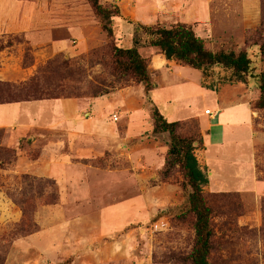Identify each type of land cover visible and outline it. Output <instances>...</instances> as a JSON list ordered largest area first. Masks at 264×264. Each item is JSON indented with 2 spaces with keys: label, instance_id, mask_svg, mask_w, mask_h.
I'll return each mask as SVG.
<instances>
[{
  "label": "crops",
  "instance_id": "obj_1",
  "mask_svg": "<svg viewBox=\"0 0 264 264\" xmlns=\"http://www.w3.org/2000/svg\"><path fill=\"white\" fill-rule=\"evenodd\" d=\"M103 1L115 2L119 6L120 14L115 20L120 25V34L129 41L131 47L141 42L134 37L143 30L139 25L165 26L184 22L193 25L198 35L206 40L214 36L216 39L229 37L228 30L225 31V22H218L216 18L213 0ZM79 3V0L73 3L70 0H0V39L23 34L26 36V44L34 49L39 48L34 51L35 64L25 67L13 64V46L2 50L0 56L5 53L7 57L0 60V80L27 79L33 67L43 61L44 55L46 58L60 52L73 55L88 49L93 42L89 36L93 22L91 13H87L89 9ZM242 3L240 17L243 28L258 26L259 0H242ZM218 28L222 29L220 37L215 35ZM72 38L76 39L75 46L70 44ZM147 40L150 46L149 36ZM188 67L167 59L162 53L154 51L151 54L150 70L155 77L154 86L158 85L157 81L165 83L166 76L173 77L175 70H179L177 76L182 79L183 70ZM199 70L201 76L196 83L198 87L217 89L213 92L216 108L211 110L212 116L206 115L205 109L204 112L193 113L180 120L197 117L200 121L203 148L200 149L202 154L198 160L208 169L210 179L205 191L255 190L259 193L264 187L258 180L256 163L258 151L264 148V121L261 120L262 113L251 105L260 96L259 81L250 79L236 84L207 86L206 83L214 81L206 82L204 69ZM137 85L90 100L71 97L0 104V128L9 134L11 146L15 141L25 139L31 140L34 146L44 131L59 134L58 138L48 140L36 159L27 158V154L22 155L16 168L12 169L16 173L24 170L38 176L56 178L63 198L61 204L45 206L41 210L45 224L42 223L38 232L19 239L15 243L17 249L28 242L30 248L51 260L52 254L58 256L56 262L72 258L73 264L149 263V255L142 257V260L136 258L138 235L142 238L145 234V226L142 225L152 221L163 211L164 206L181 204L184 200L180 197L179 187L175 185L172 186H175L173 193L177 197L176 201L163 197L167 190L164 184L169 182H163V185L159 182L149 184L148 175L153 179L158 178L165 164L170 137L168 133L155 134L153 130L143 129L131 134L133 125L152 123L150 106L144 107L142 101L138 105L127 101ZM118 93L125 101L117 104ZM114 106L119 110H113ZM178 110V104L174 103L171 115H175ZM218 117V123L211 122ZM215 126L221 128L222 135L214 137L213 145L224 150V153L231 148L234 150V156L227 158V164L234 169L231 174H225L224 170L215 167V163L213 166L209 164L207 137ZM225 126L236 128H233L236 133L230 139L224 136L222 127ZM163 147H168L167 151H163ZM106 154L111 162L123 158L130 164L125 171L120 172L135 173L138 181L134 186L129 184L128 189H136L137 192L96 211L68 216L69 209L66 207L83 205L85 201L81 196L73 198L68 192L73 186V175L81 173L80 164L74 163V159L102 157ZM108 171L117 173L118 170ZM251 180L253 187L249 184ZM166 218L162 216L154 225Z\"/></svg>",
  "mask_w": 264,
  "mask_h": 264
},
{
  "label": "rangeland",
  "instance_id": "obj_2",
  "mask_svg": "<svg viewBox=\"0 0 264 264\" xmlns=\"http://www.w3.org/2000/svg\"><path fill=\"white\" fill-rule=\"evenodd\" d=\"M29 1L32 2L35 0ZM73 1L74 0H70L71 3H73ZM213 1L214 7L216 8V18L218 22H220V20L225 22V26H227L225 31L228 30L229 37L216 39L214 36L208 38L206 40L208 46L214 51L220 48H224L227 51H239L242 48L247 49L252 64L249 73L244 77V81L248 82L250 79L259 81V76L264 71V57L261 54L259 45L253 44L252 42L247 43L248 36L252 38L254 35L248 33L250 28L244 29L242 26L240 17L243 5L242 0ZM79 2V4L89 9L87 13H91L90 15L93 22L89 30V36L93 41L91 46L83 50V52L73 55L64 52L61 55L55 56V54L48 58L44 55L43 61L33 67V72L27 79L10 82L16 85L29 83L34 75H38L39 69L44 68L56 57L61 56V60L55 61L54 63L59 65L61 61L65 59L68 62L65 68L68 69L62 73V78L58 76L53 77L51 75L46 76L47 81L45 85L51 86V88H48V90L40 89V93L43 97L71 95L79 99L90 100L138 84V82L130 76H122L113 73L111 66L112 46L106 31L102 28L101 20L87 0H79ZM102 3L105 5L118 6L115 2L107 3L102 0ZM259 11L260 23L258 26L261 25V0H259ZM115 18L116 16L113 20L115 43L121 47H131L129 41L125 40L124 36L120 34V25L116 22ZM174 24L176 23L165 25V27H170ZM221 33L222 29L218 28L215 33L216 37H220ZM61 36L65 35L61 34ZM134 37L141 41L137 45L140 51L145 56L151 58L154 49L149 46L147 40L148 35L145 31L141 30L134 35ZM70 44L75 46L77 44L76 39L72 38ZM2 46H13L11 48V51L14 53L13 64L16 63L24 67L33 66L35 64L36 54L34 51L39 48L34 49L29 44H26L25 35L18 34L3 37L0 39V47ZM1 51L2 50H0V52ZM4 57L6 58L7 55L5 53L1 54L0 60ZM178 71L179 70H175V75L171 78L166 76L165 78L167 80H164L165 83L157 81L158 85L154 86L148 93L145 91L143 84H138L133 88V95L127 101L136 105L140 104L139 102L142 101L141 105L144 107L150 106L151 112L153 107L156 106L171 121L189 117L193 113L199 114L200 112H204L205 109L215 110V93L213 92L217 89H201L198 87V84H196L201 76V71L192 67L185 68V70H183V78H187L188 80H183V78L181 79L178 77ZM14 72L17 71L14 70ZM204 73L206 74V82L214 81L211 84L206 83L207 86H212V84L217 85L218 83L236 84L239 82L237 75L230 68L222 66L207 67L204 69ZM209 76L212 78H209ZM151 79L153 82L155 77L151 75ZM116 101L118 104L125 100L120 98L118 93L116 94ZM174 103L178 104L179 110L175 115H171V109ZM113 110L119 109L117 106H114ZM205 114L207 115V113ZM261 120L264 121V116H262ZM219 121L220 117L211 122L215 124ZM233 128L235 127H222V129H224V136L230 139L232 135L236 133L234 131L236 128ZM138 129L151 131L153 130V124L149 123L143 126L133 125L130 131L131 134ZM183 133L198 138L197 125L191 123L183 127ZM220 134L222 135L221 128L215 126L211 129L207 137L206 150L210 158L209 164L213 166L215 163V167L224 170L225 174H231L234 172V169L227 164V158L234 156L233 148L229 149L227 153H224V150L220 148L217 149V146L215 147L213 145L214 139H216L214 137H218ZM58 137L59 134L56 135L55 132L52 134L51 132L44 131L43 136L39 135V140L34 146L31 140L27 139L20 142L15 141L16 143L11 146L12 142H10L9 134L6 133V131L3 134L0 141V164H4L2 168H0V264L2 261L4 264L59 263L55 260L56 257H58L57 255L51 254V257H53L51 260L48 256L41 255L36 249L30 248L28 242L27 244H21L20 249H17L18 246H16L15 243L21 238L13 239L10 236L11 233L18 229L16 225H18L23 217V210L18 203L19 201L27 197H31L34 200L32 202L36 204L37 207L33 214L34 221L40 228L43 226L42 223L45 224L41 210L45 206H56L63 202L59 183V191L54 192V194L57 197L60 192L61 200L55 205H44L41 200L44 197V191L46 192L47 190H45L43 186H37L34 178L36 174L27 171L24 172V170L20 173H16L12 170L16 168L20 156L27 154L28 158L30 154L35 155L37 153L40 155L48 140ZM167 148L168 147H163V151H167ZM201 148H203V143H201L195 151L197 158H201ZM8 149H14L17 155L15 156L14 152H5ZM244 151L246 152L245 149H243V152ZM108 157L107 154L102 157H92L91 159L93 160L88 161V163L84 161V159L88 158L74 159V163L80 164L79 171L81 173L73 175V177H75L72 183L73 186L68 192H70L73 198L81 196L85 201H83V205H70L66 207V209H69L68 216L96 211L103 206L118 202L137 192L136 189H128V187H130L129 184L132 183V186H134L136 180L138 181L135 173L120 172L125 171L130 164L125 162L123 158H117V160L115 159L111 162ZM108 166H110V168H108ZM256 168L258 180L261 181V186L264 187V148L258 151ZM108 169L118 171L117 173H111ZM150 170L152 171L153 169ZM152 172L154 173L155 171L153 170ZM148 177L149 184L155 182L162 183L161 185L164 184L159 174V179H153L151 175H148ZM50 178L56 179L52 176H50ZM173 179L175 180V178ZM176 179H178V181H173L174 183L169 182L168 184H164L167 190L163 197L176 201L175 199H177V197L173 193V189L177 186L180 189V197L185 201L186 192L179 186L181 178L176 175ZM249 184L253 187L252 180ZM206 192L208 202L214 208V221L218 231V243L213 256V264H264V188L259 193H256L255 190H206ZM37 197H41V199ZM181 204L164 206L163 213L167 218L160 223L154 225V223L150 221L142 225V227L145 226V231H143L145 234L142 235V238L140 234L138 235L135 250L138 260H142V257L144 258L145 255H149V263L147 264H173L172 255L190 247L192 242L190 231L181 225L173 216L176 212V207ZM146 228L148 229L146 230ZM31 241L29 242L31 243Z\"/></svg>",
  "mask_w": 264,
  "mask_h": 264
},
{
  "label": "trees",
  "instance_id": "obj_3",
  "mask_svg": "<svg viewBox=\"0 0 264 264\" xmlns=\"http://www.w3.org/2000/svg\"><path fill=\"white\" fill-rule=\"evenodd\" d=\"M87 1L91 4L96 15L99 16L102 28L110 39L113 73L130 76L138 84H143L147 93L151 91L154 87L150 70L151 58L145 56L138 46L121 47L115 43L113 20L120 13L119 7L105 5L102 0ZM139 26L150 37V46L154 48L155 52L162 53L167 59L175 60L181 65L195 69H206L213 66L230 68L237 75L239 81H244L245 75L251 69L252 60L247 49L227 51L220 48L214 51L208 46L206 39L198 35L195 28L190 24L179 22L170 27L159 24ZM248 33H252L254 37L248 36L247 43L252 42L259 45L264 57V0H261V25L250 28ZM6 47L2 46L0 50ZM61 54L63 52L55 56ZM60 60L61 56H58L50 61L44 68L39 69L38 75H34L29 83L24 85L0 80V104L53 98H77L71 95L43 97L40 93V89L48 90L51 88V86L45 85L47 75L62 78V73L67 71L68 68L65 67H67L68 62L65 59L59 65L54 63ZM259 89L260 96L251 105L253 109L260 111L264 116V71L259 76ZM151 119L153 133H168L170 137L165 164L159 171L160 178L164 182H173L178 181L176 179V175H178L181 178L180 185H178L186 192V200L176 207L173 216L190 231L192 242L188 249H183L172 255L173 264H213V256L218 243V231L214 221V208L209 204L205 191L210 181L208 169L200 164L195 152L198 146L203 143L200 121L197 117L169 121L156 106L152 109ZM191 123L197 125L198 138L183 133V127ZM4 132L5 129L0 128V141ZM8 151L14 152L15 156L17 155L14 149H8L5 152ZM38 156L37 153L35 155L30 154L32 159H36ZM92 160L91 158L84 159L87 163ZM3 165L0 164V168ZM34 178L37 186H43L48 191H44L45 199L43 197L41 200L44 205H55L61 200L60 192L57 197L54 194V192L59 191L56 179L38 175H34ZM37 198L41 199V197ZM32 201L34 200L31 197H27L18 202L23 210V217L16 225L18 229L10 235L13 239L28 237L41 229L34 221L33 214L37 207ZM162 216H164L163 211L151 223L156 222ZM72 260L70 258L58 264H71ZM1 264L4 262L2 261Z\"/></svg>",
  "mask_w": 264,
  "mask_h": 264
},
{
  "label": "built area",
  "instance_id": "obj_4",
  "mask_svg": "<svg viewBox=\"0 0 264 264\" xmlns=\"http://www.w3.org/2000/svg\"><path fill=\"white\" fill-rule=\"evenodd\" d=\"M206 113L209 114V115H211V116L213 115V112L211 111V109H207L206 110Z\"/></svg>",
  "mask_w": 264,
  "mask_h": 264
}]
</instances>
